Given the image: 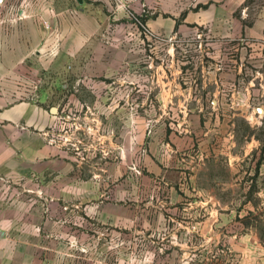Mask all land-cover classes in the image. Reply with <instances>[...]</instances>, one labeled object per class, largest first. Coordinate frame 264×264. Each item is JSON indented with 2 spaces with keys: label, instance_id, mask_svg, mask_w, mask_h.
Wrapping results in <instances>:
<instances>
[{
  "label": "crops",
  "instance_id": "1",
  "mask_svg": "<svg viewBox=\"0 0 264 264\" xmlns=\"http://www.w3.org/2000/svg\"><path fill=\"white\" fill-rule=\"evenodd\" d=\"M138 17L152 33L136 29ZM91 80L100 137L104 118L118 120L120 103L203 106L181 131L150 130L142 184L166 202L219 201L220 186L230 183L225 168L230 174L245 160L251 169L262 163L252 158L262 151L259 138L241 132L240 121L249 122L253 109L264 120V0H0V264H76L57 258L72 217L56 202L71 194L27 195L21 185L69 182L60 99L71 82L85 88ZM70 101L87 114L85 98ZM200 169L210 171L214 190L202 191ZM171 224L167 239L148 244L166 250L158 264H180L173 253L194 247L180 236L198 232V222ZM248 239L211 264H264V243Z\"/></svg>",
  "mask_w": 264,
  "mask_h": 264
},
{
  "label": "rangeland",
  "instance_id": "2",
  "mask_svg": "<svg viewBox=\"0 0 264 264\" xmlns=\"http://www.w3.org/2000/svg\"><path fill=\"white\" fill-rule=\"evenodd\" d=\"M138 21L135 25L138 31L152 33L141 17ZM168 77L173 80L174 75L168 72ZM86 86L79 88L78 81L71 82L60 99V104L66 109L58 128L63 131L60 138L70 148L72 160L69 182L44 188L21 185L23 194L27 195L36 193L42 196L46 192L63 191L71 194L69 202H56L65 212H71L72 217L71 227L65 229V248L57 251L62 253L57 258L62 259L64 255L76 264L78 260L81 264L82 261L95 264L94 258L97 259L96 264H158L166 250L148 248L149 242H155L153 246H156L157 242L167 239L163 233L172 227L171 223L181 220L198 222L199 229L180 236L183 241L191 242L193 249L184 248L174 253L169 250L181 255L183 261L180 264H211L213 255H225L227 247L236 240L250 236L248 240L256 237L264 243V120L256 117L254 109L249 112V122L240 121V130L259 138L262 151L254 153L252 158L259 156L262 163L251 169L252 164L245 160L238 165L240 168L233 167L230 174L225 168L224 180L230 183L220 186L219 201L166 202L149 195L142 184L143 176H149L144 169L143 158L148 151V140L152 138L150 130H162L164 134L171 127L181 131L191 112L203 106L120 103L118 120L104 118L102 128L105 132L100 137L96 131L100 124L93 116L96 95L93 80ZM121 89L120 97H125L126 89ZM72 96L87 100L83 106L87 114H79V106L70 101ZM211 110V105L205 106V112ZM116 127L118 134L114 132ZM111 129L113 137H110ZM209 172L208 169H200L204 192L216 188L208 184V179H212ZM78 194L86 195L84 201L77 199ZM95 209L103 211L102 218L94 217ZM78 211L84 213L78 214ZM166 213L172 216L166 217ZM55 238L63 237L55 232Z\"/></svg>",
  "mask_w": 264,
  "mask_h": 264
},
{
  "label": "water",
  "instance_id": "3",
  "mask_svg": "<svg viewBox=\"0 0 264 264\" xmlns=\"http://www.w3.org/2000/svg\"><path fill=\"white\" fill-rule=\"evenodd\" d=\"M54 110H56V107H54Z\"/></svg>",
  "mask_w": 264,
  "mask_h": 264
},
{
  "label": "trees",
  "instance_id": "4",
  "mask_svg": "<svg viewBox=\"0 0 264 264\" xmlns=\"http://www.w3.org/2000/svg\"><path fill=\"white\" fill-rule=\"evenodd\" d=\"M244 223H246V224H247V222H244Z\"/></svg>",
  "mask_w": 264,
  "mask_h": 264
}]
</instances>
